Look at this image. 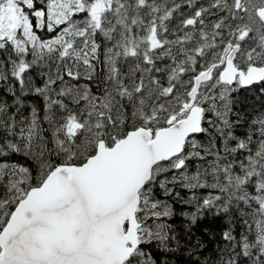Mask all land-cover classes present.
Instances as JSON below:
<instances>
[{
    "label": "snow or ice",
    "instance_id": "obj_1",
    "mask_svg": "<svg viewBox=\"0 0 264 264\" xmlns=\"http://www.w3.org/2000/svg\"><path fill=\"white\" fill-rule=\"evenodd\" d=\"M0 264H264V0H0Z\"/></svg>",
    "mask_w": 264,
    "mask_h": 264
}]
</instances>
